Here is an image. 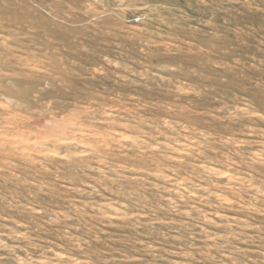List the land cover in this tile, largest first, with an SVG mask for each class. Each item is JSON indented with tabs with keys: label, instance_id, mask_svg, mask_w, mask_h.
Wrapping results in <instances>:
<instances>
[{
	"label": "rangeland",
	"instance_id": "rangeland-1",
	"mask_svg": "<svg viewBox=\"0 0 264 264\" xmlns=\"http://www.w3.org/2000/svg\"><path fill=\"white\" fill-rule=\"evenodd\" d=\"M0 264H264V0H0Z\"/></svg>",
	"mask_w": 264,
	"mask_h": 264
}]
</instances>
